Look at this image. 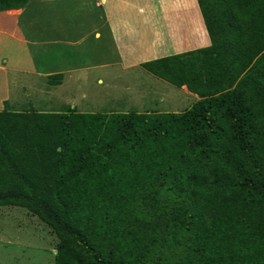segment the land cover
<instances>
[{
	"label": "trees",
	"instance_id": "16d2710c",
	"mask_svg": "<svg viewBox=\"0 0 264 264\" xmlns=\"http://www.w3.org/2000/svg\"><path fill=\"white\" fill-rule=\"evenodd\" d=\"M198 4L210 44L142 64L190 109L0 110V207L51 229L55 264H264V0Z\"/></svg>",
	"mask_w": 264,
	"mask_h": 264
},
{
	"label": "crops",
	"instance_id": "0c3cea01",
	"mask_svg": "<svg viewBox=\"0 0 264 264\" xmlns=\"http://www.w3.org/2000/svg\"><path fill=\"white\" fill-rule=\"evenodd\" d=\"M42 2L30 0L24 7L0 11V110L77 108L88 113V102L81 106L74 98L77 92L70 91L87 86L105 95L129 96L139 89L137 95H149L155 103L144 112H160L161 105H167L161 92L167 87L164 80L142 66L171 55L173 44L167 45L168 35L162 34L161 23L168 22L164 0ZM181 2L185 31L192 38L194 25L205 27L204 18L198 0ZM83 90V96L89 95V88Z\"/></svg>",
	"mask_w": 264,
	"mask_h": 264
},
{
	"label": "rangeland",
	"instance_id": "374dc122",
	"mask_svg": "<svg viewBox=\"0 0 264 264\" xmlns=\"http://www.w3.org/2000/svg\"><path fill=\"white\" fill-rule=\"evenodd\" d=\"M39 1L44 3L42 0ZM161 6L167 10L166 17L168 22H162L161 26L164 28L162 34L164 36L168 35L169 38L165 39L168 41L167 45L171 42L173 44V48L170 51L171 55L189 52L197 49L199 46L204 47L207 45L210 39L205 27L198 29V26L194 25L195 29L192 38L185 31L187 25L186 14L181 7V0H164V2H161ZM44 8L45 5H43ZM172 37H174L173 41L170 39ZM161 82L167 86L161 87V92L163 93V97L166 96L165 102L167 100L168 102L167 105H161L160 112H184L190 109L197 98H199L192 93L188 96L187 89L185 88L175 87L165 81ZM86 88H89L90 93L87 96H83V89ZM96 89V86H87L81 88V91L79 89L70 91L77 92L74 98L77 99L80 105L88 102L87 111L90 113L144 112V109L155 104L153 99L152 102L151 99L148 100L150 98L149 95L144 96L141 92L137 95L136 92L139 89H135L134 94L129 96L122 95L121 93L119 95H105V93L102 94V91L95 94ZM158 99H160V96ZM95 102L97 103L94 104ZM143 102L144 105H141ZM57 242L58 240L51 232V229L36 216L26 211V209L0 207V264H55V247Z\"/></svg>",
	"mask_w": 264,
	"mask_h": 264
}]
</instances>
